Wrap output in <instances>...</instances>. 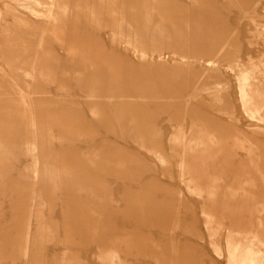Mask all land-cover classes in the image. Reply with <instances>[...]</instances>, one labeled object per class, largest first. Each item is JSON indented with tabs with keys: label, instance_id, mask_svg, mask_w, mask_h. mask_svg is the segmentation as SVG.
Masks as SVG:
<instances>
[{
	"label": "rangeland",
	"instance_id": "rangeland-1",
	"mask_svg": "<svg viewBox=\"0 0 264 264\" xmlns=\"http://www.w3.org/2000/svg\"><path fill=\"white\" fill-rule=\"evenodd\" d=\"M1 140L0 264H251L260 178L235 256L228 232L240 141L264 169V0H0Z\"/></svg>",
	"mask_w": 264,
	"mask_h": 264
},
{
	"label": "bare ground",
	"instance_id": "bare-ground-1",
	"mask_svg": "<svg viewBox=\"0 0 264 264\" xmlns=\"http://www.w3.org/2000/svg\"><path fill=\"white\" fill-rule=\"evenodd\" d=\"M242 85V84H241ZM246 85V84H245ZM245 93V91H244ZM243 97V96H242ZM246 97V96H245ZM245 97H244V100H245ZM247 98V97H246ZM35 122L34 121V118L32 119V121H30L32 127L34 128L35 127ZM32 131V130H31ZM34 131V130H33ZM32 135H34V141L33 142H30L28 141L27 142V149L30 151V153L33 155V168H34V171H35V174H38L39 172V168H40V165H41V162H42V157L41 155L39 154V147H38V142L36 141V135L34 132H32ZM241 148L243 150H247L248 152V158L247 160L245 159H241L240 160V166L242 168L241 170V175L242 177L244 178V181L243 182V185L240 186V193L243 195V198H241V207L239 208V211L242 212H237L240 213L238 216L236 214V216L238 217L237 220L234 222L233 224V229L230 230L232 231L233 234H230V231L228 232L229 235V238L232 237V239L228 240V248H229V253L231 256H235L238 248L240 247V243L239 241H237L236 237L238 235H240L243 231H244V228L247 226V225H251V222L254 218H257V214H259L262 210H261V206H260V201L258 200V198H256L254 196V188H255V181H257L258 178H260L261 182L264 184V169L262 167H260L259 163L261 161H259V163H257V159L259 158L260 160H262L263 158V154H261L260 151H255V150H252L250 147H246L245 143L244 142H241ZM4 142L1 140L0 141V145L4 146ZM8 144V143H7ZM8 150V149H7ZM10 150V149H9ZM223 147L221 146V152H222V157H223V161L225 164H228L226 163L227 160H228V157L225 155H223ZM1 152V151H0ZM9 154V153H8ZM231 155V154H230ZM240 175V173H239ZM242 178V179H243ZM227 179V178H226ZM249 180L251 182V186L249 185H245L244 183ZM227 182V181H226ZM225 185V184H224ZM208 186V185H207ZM220 187V186H219ZM221 188V187H220ZM208 191H209V196L210 194L213 196V194H215L217 196V194H219L218 192V189H215V186H211L209 185L208 186ZM222 189V188H221ZM221 191V190H220ZM221 194V192H220ZM225 194V192H224ZM39 196V194H38ZM208 196V194H207ZM209 196L207 198H209ZM40 197V196H39ZM211 197V196H210ZM213 198V197H212ZM211 198V199H212ZM217 198V197H216ZM219 198V197H218ZM214 199V198H213ZM33 200L35 201L34 204L36 205V203L40 200L41 202V199L38 198H33ZM210 200V199H208ZM217 200V199H216ZM220 200V199H218ZM239 200V199H238ZM212 201V200H210ZM39 202V203H40ZM209 202V201H208ZM211 204V203H210ZM212 205V204H211ZM241 209V210H240ZM34 217L35 214H32L31 213V217ZM37 223L39 224L40 223V219H36ZM261 222V220H260ZM28 230H27V234L25 236V241H26V245H25V254L28 253L29 251V242H30V239H31V230H30V226H31V223L29 221L28 223ZM214 231V230H213ZM210 231L209 233V238L213 237L212 238V244L214 246V250L216 249L217 253L219 255H222V252H221V249H220V245L219 243L217 242V240H215V232H212ZM253 238H255V236H253ZM260 238V237H259ZM261 239V238H260ZM258 240V239H257ZM262 245L264 246V242H261ZM251 264H264V254L261 255L260 257H257L255 256V254L252 256V259H251Z\"/></svg>",
	"mask_w": 264,
	"mask_h": 264
}]
</instances>
